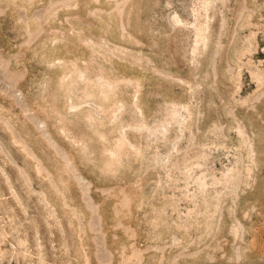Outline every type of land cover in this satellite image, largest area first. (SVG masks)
Returning a JSON list of instances; mask_svg holds the SVG:
<instances>
[{
	"label": "rangeland",
	"instance_id": "rangeland-1",
	"mask_svg": "<svg viewBox=\"0 0 264 264\" xmlns=\"http://www.w3.org/2000/svg\"><path fill=\"white\" fill-rule=\"evenodd\" d=\"M0 264H264V0H0Z\"/></svg>",
	"mask_w": 264,
	"mask_h": 264
}]
</instances>
